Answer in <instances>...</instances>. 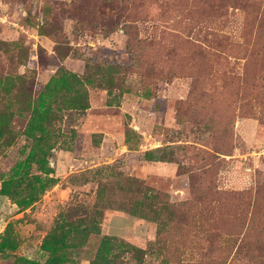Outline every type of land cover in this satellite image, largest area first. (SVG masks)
<instances>
[{
	"label": "rangeland",
	"instance_id": "rangeland-1",
	"mask_svg": "<svg viewBox=\"0 0 264 264\" xmlns=\"http://www.w3.org/2000/svg\"><path fill=\"white\" fill-rule=\"evenodd\" d=\"M0 264H264V0H0Z\"/></svg>",
	"mask_w": 264,
	"mask_h": 264
}]
</instances>
